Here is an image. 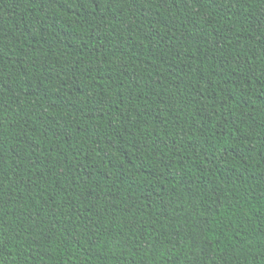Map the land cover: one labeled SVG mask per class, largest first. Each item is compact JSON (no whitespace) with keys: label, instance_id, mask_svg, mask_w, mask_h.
<instances>
[{"label":"trees","instance_id":"16d2710c","mask_svg":"<svg viewBox=\"0 0 264 264\" xmlns=\"http://www.w3.org/2000/svg\"><path fill=\"white\" fill-rule=\"evenodd\" d=\"M0 264H264V0H0Z\"/></svg>","mask_w":264,"mask_h":264}]
</instances>
